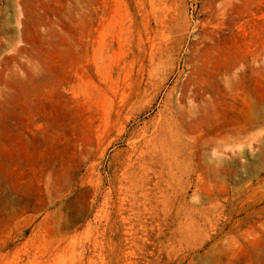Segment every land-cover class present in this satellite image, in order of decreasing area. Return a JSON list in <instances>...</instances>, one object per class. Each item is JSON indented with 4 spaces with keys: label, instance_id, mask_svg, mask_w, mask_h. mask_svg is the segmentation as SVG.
Listing matches in <instances>:
<instances>
[{
    "label": "rangeland",
    "instance_id": "obj_1",
    "mask_svg": "<svg viewBox=\"0 0 264 264\" xmlns=\"http://www.w3.org/2000/svg\"><path fill=\"white\" fill-rule=\"evenodd\" d=\"M262 88L264 0H0V264H264Z\"/></svg>",
    "mask_w": 264,
    "mask_h": 264
},
{
    "label": "bare ground",
    "instance_id": "obj_2",
    "mask_svg": "<svg viewBox=\"0 0 264 264\" xmlns=\"http://www.w3.org/2000/svg\"><path fill=\"white\" fill-rule=\"evenodd\" d=\"M233 64H235V61H230V62H227L226 64H225V66H224V68L225 69H219V70H217V71H215L214 73H213V79L215 80L214 81V83H212L210 86H212L213 87V90H215V89H219V90H223V89H225L226 87L227 88H229V89H233V90H235V89H241V90H244V87L245 86H243V84H245L244 82H245V79L246 78H244V75L243 74H240V73H238V74H236V72H234V73H232V75L230 76V78H228V79H226V80H218L217 79V76L219 75V74H221L222 72L223 73H228V74H230L231 73V70L232 69H234V67H235V65H233ZM247 88V90H249V91H251V89L249 88V87H246ZM255 91L257 92V93H255L252 97H249V104L254 108V110L253 111H251V114L248 116V115H246L247 116V118L249 117L250 118V121L248 122L250 125H254L255 123H254V121H253V118L255 117L254 116V113L257 111V112H260L259 114L263 117V114H261V112L262 113H264V88H262V89H260V90H257V89H255ZM221 101H224L223 100V98H221V99H218L216 102L214 101V98H213V100H206V101H203L204 102V104H205V107H206V109L209 107V106H211L212 108H213V112H212V115H211V117H212V119H215L216 121H219L218 119H219V117H220V114L218 113L219 112V110H218V106H219V103H221ZM225 103V102H224ZM255 109H256V111H255ZM247 114V113H246ZM259 114H257V116L259 115ZM207 115V111L205 110V111H203V113H202V115H201V117H200V119L202 120V119H204L205 118V116ZM259 115V116H260ZM254 116V117H253ZM256 116V117H257ZM260 116V117H261ZM253 117V118H252ZM255 117V118H256ZM246 118V117H245ZM254 118V119H255ZM264 118V117H263ZM258 119V118H257ZM256 119V120H257ZM261 119V118H260ZM255 120V121H256ZM248 124V125H249ZM258 141L260 142V139H258ZM259 154H262V155H264V153H262V151H259L258 152Z\"/></svg>",
    "mask_w": 264,
    "mask_h": 264
}]
</instances>
